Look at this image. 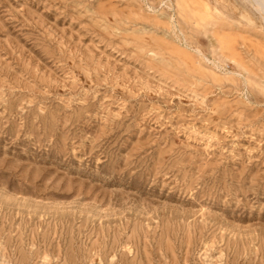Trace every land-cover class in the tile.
Instances as JSON below:
<instances>
[{
  "label": "rangeland",
  "instance_id": "rangeland-1",
  "mask_svg": "<svg viewBox=\"0 0 264 264\" xmlns=\"http://www.w3.org/2000/svg\"><path fill=\"white\" fill-rule=\"evenodd\" d=\"M0 264H264V0H0Z\"/></svg>",
  "mask_w": 264,
  "mask_h": 264
}]
</instances>
